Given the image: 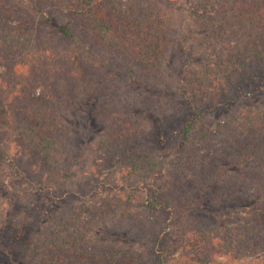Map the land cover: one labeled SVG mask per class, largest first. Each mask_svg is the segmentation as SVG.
I'll return each mask as SVG.
<instances>
[{"label":"trees","instance_id":"1","mask_svg":"<svg viewBox=\"0 0 264 264\" xmlns=\"http://www.w3.org/2000/svg\"><path fill=\"white\" fill-rule=\"evenodd\" d=\"M178 1L0 0V166L7 162L43 191L80 190L76 203L27 241V264H164L155 253L92 232L124 224L148 240L146 208L164 210L169 198L192 199L215 184L224 197L264 195V107L210 126L200 106L235 78L264 70V0H193L192 28L216 65L204 59L171 70ZM107 55L123 62L116 70L133 89L92 61ZM87 96L102 103L109 120L93 167L120 175L133 185L128 191L103 181L97 186L106 194L96 198L75 168L85 154L79 130ZM213 228L184 239L188 261L264 264V199L237 225Z\"/></svg>","mask_w":264,"mask_h":264},{"label":"rangeland","instance_id":"2","mask_svg":"<svg viewBox=\"0 0 264 264\" xmlns=\"http://www.w3.org/2000/svg\"><path fill=\"white\" fill-rule=\"evenodd\" d=\"M192 5L193 0H179L174 7L176 35L170 52L171 57L167 62L171 70L180 69L183 65L198 66L206 57L214 55L203 50L199 43L201 35L192 28ZM36 15L39 16L40 13ZM187 34L191 35V38L187 44H183L182 38ZM206 60L213 66L216 65L215 59ZM92 61L126 88L135 87L131 78L116 70V66L125 67L118 58L107 55L100 59L92 58ZM91 98L87 96L80 102L82 112L79 137L85 145V154L81 163L75 164V168L81 175L86 190L94 188V197L98 198L101 194H106V190L97 186L103 181L107 182L105 187L111 186L116 192L121 188L128 191L133 185L125 183L120 175L115 176L113 173L114 178L111 174L108 175L107 171L99 172L93 167L95 148L109 120L104 117L102 103ZM91 101L94 103L92 107ZM200 106L205 112L203 121L210 126L222 121L231 112L263 108L264 70H252L235 78L225 93L214 99L203 100ZM4 163L0 166V223H6V226L0 233V264H27V241H31L45 227L52 226L69 202L76 203L80 190L70 185L51 191L37 189L14 173L7 162ZM118 167L115 165L113 170L119 169ZM76 191V196H71ZM220 191L215 184L205 190H198L192 199L178 201L169 198V204L161 211H152L147 206L150 211L146 208L145 216L149 219L151 236L148 240L132 233L131 226L124 224H100L94 228L92 236L102 241L130 245L147 255L155 253L161 257L164 264H193L184 256L185 238L191 237L195 231H203L202 229L209 227H214V233L227 230L242 222L264 199V195L253 197L227 194L224 197ZM90 195H93V192H89L85 200L92 202ZM221 259L226 260V257L222 256Z\"/></svg>","mask_w":264,"mask_h":264}]
</instances>
